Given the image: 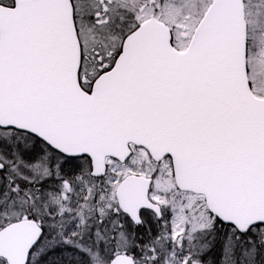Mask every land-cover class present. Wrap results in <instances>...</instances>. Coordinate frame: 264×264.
I'll return each mask as SVG.
<instances>
[{
  "label": "snow or ice",
  "instance_id": "6c2138e0",
  "mask_svg": "<svg viewBox=\"0 0 264 264\" xmlns=\"http://www.w3.org/2000/svg\"><path fill=\"white\" fill-rule=\"evenodd\" d=\"M0 264H264V0H0Z\"/></svg>",
  "mask_w": 264,
  "mask_h": 264
}]
</instances>
